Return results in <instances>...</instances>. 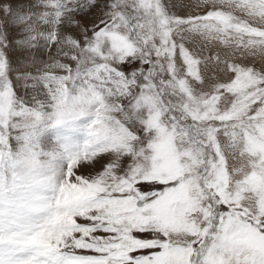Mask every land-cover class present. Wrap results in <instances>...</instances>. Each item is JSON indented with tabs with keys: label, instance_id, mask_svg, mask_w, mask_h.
I'll use <instances>...</instances> for the list:
<instances>
[{
	"label": "snow or ice",
	"instance_id": "obj_1",
	"mask_svg": "<svg viewBox=\"0 0 264 264\" xmlns=\"http://www.w3.org/2000/svg\"><path fill=\"white\" fill-rule=\"evenodd\" d=\"M0 264H264V0H0Z\"/></svg>",
	"mask_w": 264,
	"mask_h": 264
}]
</instances>
